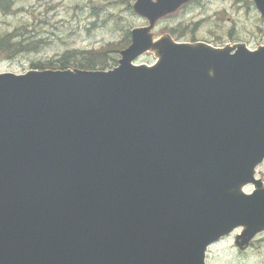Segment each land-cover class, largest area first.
<instances>
[{
	"label": "water",
	"instance_id": "obj_1",
	"mask_svg": "<svg viewBox=\"0 0 264 264\" xmlns=\"http://www.w3.org/2000/svg\"><path fill=\"white\" fill-rule=\"evenodd\" d=\"M188 1L137 0L113 71L0 74V264H206L264 232V47L153 42Z\"/></svg>",
	"mask_w": 264,
	"mask_h": 264
},
{
	"label": "rangeland",
	"instance_id": "obj_2",
	"mask_svg": "<svg viewBox=\"0 0 264 264\" xmlns=\"http://www.w3.org/2000/svg\"><path fill=\"white\" fill-rule=\"evenodd\" d=\"M137 0H0V74L22 75L40 69V61L64 59L74 68L88 62L93 70L119 65L121 51L131 44L130 31L149 25L134 12ZM5 3V5H3ZM155 41L206 43L215 48L243 44L264 47V17L252 0H195L155 22ZM108 53L104 58L102 53ZM153 50L137 65H152ZM33 66V68H31ZM72 70V69H71ZM264 186V161L256 168ZM253 186L245 187L248 193ZM239 231L211 245L207 264H264V232L239 249Z\"/></svg>",
	"mask_w": 264,
	"mask_h": 264
},
{
	"label": "trees",
	"instance_id": "obj_3",
	"mask_svg": "<svg viewBox=\"0 0 264 264\" xmlns=\"http://www.w3.org/2000/svg\"><path fill=\"white\" fill-rule=\"evenodd\" d=\"M3 5H5V3H3ZM108 53H116V51L115 50H112V51L104 52V53H102V56L105 58ZM63 61H64L63 58H61L60 60H56V61H54L52 59L51 60H48V61H45V62H41L40 61V66L38 68H40V69H51V68H54L55 67V64L56 63H63ZM31 68H33V66ZM69 68L70 67H68L66 64H63L60 67V69H62V70H66V69H69ZM95 68L92 67L90 64H88V62H80L79 64H77L76 67L71 68V69L93 70ZM100 69L101 70H107L108 67H102Z\"/></svg>",
	"mask_w": 264,
	"mask_h": 264
}]
</instances>
